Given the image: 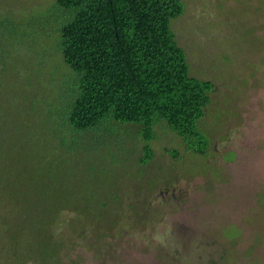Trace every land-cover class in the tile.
<instances>
[{
	"label": "rangeland",
	"instance_id": "1",
	"mask_svg": "<svg viewBox=\"0 0 264 264\" xmlns=\"http://www.w3.org/2000/svg\"><path fill=\"white\" fill-rule=\"evenodd\" d=\"M54 2L0 0V15L6 8L32 24L30 36L8 48L12 78L3 84L15 89H3L0 110L17 112L27 125L41 122V139L49 134L38 159L42 190L47 173L82 179L94 167L85 187L94 193L104 185L99 200L114 196L104 212L120 219L115 236L102 233L101 221L86 223L84 233L59 224L53 233L67 245L62 264H264V0H182L184 13L171 24L175 39L190 75L215 86L199 124L210 149L206 157L186 152L161 124L146 166L137 162L144 144L139 127L114 123L97 134L57 128L72 72L56 49ZM56 134L75 142L76 151Z\"/></svg>",
	"mask_w": 264,
	"mask_h": 264
},
{
	"label": "trees",
	"instance_id": "2",
	"mask_svg": "<svg viewBox=\"0 0 264 264\" xmlns=\"http://www.w3.org/2000/svg\"><path fill=\"white\" fill-rule=\"evenodd\" d=\"M4 10L0 96L6 100L4 92L15 89L3 84L12 78L5 63L11 58L8 48L12 51L27 39L32 24ZM53 10L56 49L72 72L57 125L61 134L64 127L70 133L94 134L114 123L139 127L144 144L137 162L146 166L154 158L150 144L154 128L165 124L182 140L186 152L207 156L210 139L199 124L215 86L190 75L185 51L175 39L171 24L184 13L182 0H55ZM21 116L0 110V264H62L67 245L61 240L63 234L57 238L53 230L63 224L67 232L84 233L86 223L101 221L102 233L117 232L120 219L104 212L114 196L99 200L104 185L94 188V193L87 190L85 180L97 174H91L94 167H86L82 179L77 174L47 173L50 182L42 190L38 159L41 141L49 134L41 139V122L27 125ZM55 136L67 151H76L75 142ZM167 152L173 159L180 156L176 150ZM64 212L70 214L67 221L61 218ZM104 216L113 217L105 222Z\"/></svg>",
	"mask_w": 264,
	"mask_h": 264
}]
</instances>
